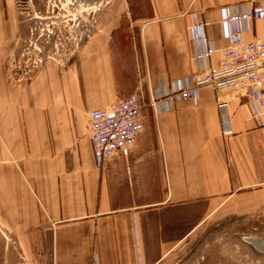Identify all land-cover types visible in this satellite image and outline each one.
<instances>
[{"label": "crops", "instance_id": "1", "mask_svg": "<svg viewBox=\"0 0 264 264\" xmlns=\"http://www.w3.org/2000/svg\"><path fill=\"white\" fill-rule=\"evenodd\" d=\"M13 1L0 0V224L22 241L21 255L186 264L188 250L196 257L208 230L218 235L226 222L264 256V111L245 96L220 109L210 86L165 102L198 68L223 60L226 31L245 41L264 34V20L223 22L256 1L98 0L78 46L20 82L8 69L19 29ZM207 47L208 58H192ZM137 90L143 131L98 164L89 112Z\"/></svg>", "mask_w": 264, "mask_h": 264}, {"label": "rangeland", "instance_id": "2", "mask_svg": "<svg viewBox=\"0 0 264 264\" xmlns=\"http://www.w3.org/2000/svg\"><path fill=\"white\" fill-rule=\"evenodd\" d=\"M13 4L19 29L10 46L8 69L11 79L20 82L44 59L63 57L68 50L77 47L80 39L93 27L92 10L100 8L104 2L14 0ZM228 227L230 229L226 222L219 224L218 235L211 234L209 229L202 247L196 249L198 255L191 257L195 250H188L186 264H264V256L258 257L253 249L240 241L242 233H229ZM9 235L0 224V264H52L48 249L42 257H24L21 255L22 241Z\"/></svg>", "mask_w": 264, "mask_h": 264}, {"label": "built area", "instance_id": "3", "mask_svg": "<svg viewBox=\"0 0 264 264\" xmlns=\"http://www.w3.org/2000/svg\"><path fill=\"white\" fill-rule=\"evenodd\" d=\"M256 4L247 11L224 13V24H237L250 20H264V0H255ZM208 21L198 22L195 27L201 30ZM214 49L196 52L192 58H208ZM223 60L215 65L197 69L194 76L174 94L165 98L171 103L178 100L193 99L197 90L210 86L214 90L216 104L223 109L227 106L228 96H245L257 110L264 111V34L245 41L238 29L226 31V45ZM163 102L152 101L160 106ZM144 102L138 90L118 100L105 109H93L88 114V133L96 162L105 160L124 150H130L144 129L142 108Z\"/></svg>", "mask_w": 264, "mask_h": 264}]
</instances>
